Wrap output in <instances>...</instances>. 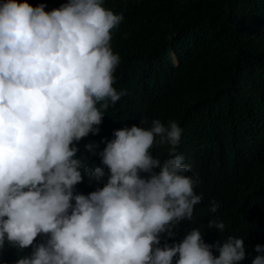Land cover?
Segmentation results:
<instances>
[{"label":"clouds","instance_id":"obj_1","mask_svg":"<svg viewBox=\"0 0 264 264\" xmlns=\"http://www.w3.org/2000/svg\"><path fill=\"white\" fill-rule=\"evenodd\" d=\"M123 20L104 0H0V250L31 246L16 264H173L177 256L175 264H264V239L220 219L209 220L205 241L193 228L159 246L202 201L199 177L177 151V122L143 118L148 127L115 130L93 170L76 158L96 154L74 142L98 134L104 113L126 95L113 87L121 58L111 45ZM164 145L167 158L153 157ZM82 171L105 186L74 195ZM250 182L258 187L264 177L253 171ZM218 208L210 202V212ZM41 234L47 240L34 245Z\"/></svg>","mask_w":264,"mask_h":264},{"label":"trees","instance_id":"obj_2","mask_svg":"<svg viewBox=\"0 0 264 264\" xmlns=\"http://www.w3.org/2000/svg\"><path fill=\"white\" fill-rule=\"evenodd\" d=\"M41 2L27 0L33 7ZM104 6L124 16L111 45L121 58L113 87L126 95L104 113L98 134L74 142L78 150L94 145L96 154L86 149L76 158L93 170L115 130L148 127L143 118L166 126L175 121L182 129L177 151L192 164L188 175L199 177L195 190L202 201L173 237L160 235L159 246L180 242L193 228L209 239L210 219L233 223L247 239H264V184L250 182L253 171L264 177V0H104ZM168 147L150 151L163 160ZM82 176L74 195L87 196L107 182ZM213 200L216 213L209 211ZM47 238L39 235L34 245ZM32 250L6 242L0 264H16Z\"/></svg>","mask_w":264,"mask_h":264}]
</instances>
